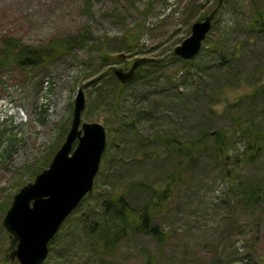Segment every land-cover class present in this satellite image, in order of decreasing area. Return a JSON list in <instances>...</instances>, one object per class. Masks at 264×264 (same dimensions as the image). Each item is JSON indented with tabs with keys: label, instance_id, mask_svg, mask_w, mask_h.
<instances>
[{
	"label": "rangeland",
	"instance_id": "374dc122",
	"mask_svg": "<svg viewBox=\"0 0 264 264\" xmlns=\"http://www.w3.org/2000/svg\"><path fill=\"white\" fill-rule=\"evenodd\" d=\"M216 1L0 0V45L6 36L31 46L51 38L81 39L67 54L43 66L0 69L2 229L13 195L49 165L64 141L77 89L86 83L81 122H98L106 130L90 192L99 199L106 190H114L139 208L151 188L161 190L171 182V197L155 213L166 240L158 245L149 236L131 232L114 252L102 250L73 220L81 214L96 216L91 211L98 213L99 206L91 196L81 204L80 214L78 209L53 236L50 257L59 255L61 264H147L148 255L154 264H221L226 261L222 256L230 260L243 250L236 218L240 224L260 222L257 231L264 237V206L253 215L230 198L226 170L208 148L212 138L199 143L206 149L193 159L186 149L172 144V139L193 143L206 131L213 135L223 130L231 143L229 155L239 157L245 145L240 131L264 128V33L249 24L255 9L252 0L222 1L202 49L187 59L189 66L169 56ZM256 3L264 7V0ZM216 39L224 57L209 47ZM131 44L138 47L133 51ZM105 55L115 58L112 64L105 65ZM137 57L165 60L156 69L147 70L154 64L140 70L129 84L119 82L113 69L128 70ZM109 68L112 77L92 81ZM115 81L126 84L120 92ZM259 161L241 171L261 175L264 154ZM37 166L42 169L35 172ZM238 170L234 166V172ZM2 229L0 248L5 249ZM46 262L55 264L49 257ZM5 264L15 262L8 259Z\"/></svg>",
	"mask_w": 264,
	"mask_h": 264
},
{
	"label": "trees",
	"instance_id": "16d2710c",
	"mask_svg": "<svg viewBox=\"0 0 264 264\" xmlns=\"http://www.w3.org/2000/svg\"><path fill=\"white\" fill-rule=\"evenodd\" d=\"M251 2L255 9L254 15L251 17V20H249V24L257 33H264V7H260L256 3V0H252ZM217 3L218 0L216 1V5ZM80 43L81 39L78 36H72L70 38H51L42 45L31 46L23 44L14 36H6L1 39L0 69L10 66H15L19 69L37 68L43 66L48 61L55 60L67 54ZM220 46V39H216L209 47L212 51L224 57L225 55L222 53ZM128 47L134 51L138 45L131 44ZM201 49L202 48H200V50ZM169 56L176 61L184 63L185 66L190 65L191 60H182L172 53H170ZM227 57L229 58L228 55ZM111 59L112 57L107 55L102 57L105 65L112 64L115 58L112 61ZM164 60L165 59L162 58L160 63L151 68H147V70L156 69ZM145 70H141V72L143 73ZM107 75L112 77L111 68L99 74L95 81H101ZM138 76L136 78H138ZM114 85L118 88V92H120L126 84H120L118 81H115ZM110 131L111 130L108 128L107 132L109 133ZM240 134L244 139L245 145L239 157L229 155L228 145L231 143L229 137H227L226 131L223 130H215V134L213 135L212 132L206 131L201 139L195 140L193 143L172 139V144L175 143L178 149H186V153L193 159L198 158L201 151L206 149L198 147L199 143H201L205 137H211L212 141L208 148L211 149L214 159L226 170L224 176L228 179V194L230 198L236 200V202L245 208L242 210L255 215L264 206V173H262L261 175L263 176H261L254 175L252 172L244 173V171L242 172L241 170L244 166L253 167L260 164L261 161L259 160L264 154V128L251 126V128H244L241 130ZM4 151L7 152V148H5ZM47 161L48 158H46L45 162ZM234 166L239 168L238 172H234ZM40 169H42V166H37L35 172ZM171 185L172 183L168 182L167 186L161 190L151 188L149 199L139 208L132 207L123 194L115 192L114 190H106L105 193L103 192L102 196L99 198L100 200L97 198L94 191L89 192L72 213L63 221L60 227L66 223L68 218L72 219L75 216H72V214L78 209L76 214H80L81 204L92 196L96 199L99 206L98 213L91 211V213L96 216L93 218L91 216H86L87 218H85L81 214L80 217L75 216L73 220L80 226L78 231L80 233L85 232L90 240H95V244L99 248L114 252L121 243V240L131 232L149 236L156 241L158 245H161L166 240V235L160 227V224L156 221L155 213L160 211L171 197L173 189ZM260 225L261 223L257 221L254 225L248 224L247 222L240 224L238 218H236L234 227L242 241L243 250L236 252L234 257L230 260H228L227 256L226 259L225 256H222V259L226 261L221 264H264V249H262L264 237L257 231ZM253 227H255L254 230ZM0 228L2 229L1 226ZM2 231L5 232V241L8 243L5 249L0 248V262L5 264V262L8 261L7 251L14 248L16 241L4 229H2ZM6 242L4 244H6ZM49 252L52 253V247H49ZM48 257L49 259H53L55 264H61V262L58 261L59 255L50 257L48 254L47 258ZM47 258L43 264H48V262H46ZM147 264H154V259H152L150 255H148ZM195 264L200 263L197 262ZM210 264H216V262Z\"/></svg>",
	"mask_w": 264,
	"mask_h": 264
},
{
	"label": "water",
	"instance_id": "95a60500",
	"mask_svg": "<svg viewBox=\"0 0 264 264\" xmlns=\"http://www.w3.org/2000/svg\"><path fill=\"white\" fill-rule=\"evenodd\" d=\"M222 1L195 20L190 35L174 47L175 56L187 60L199 52ZM158 62L153 57H137L128 70L117 67L113 73L119 82L130 83L140 70ZM86 85L77 89L71 125L49 165L19 188L4 214L2 225L16 241L8 254L15 264H43L49 242L93 188L106 145V130L98 122H81Z\"/></svg>",
	"mask_w": 264,
	"mask_h": 264
},
{
	"label": "flooded vegetation",
	"instance_id": "af4514ba",
	"mask_svg": "<svg viewBox=\"0 0 264 264\" xmlns=\"http://www.w3.org/2000/svg\"><path fill=\"white\" fill-rule=\"evenodd\" d=\"M16 244V243H15ZM15 247V246H14Z\"/></svg>",
	"mask_w": 264,
	"mask_h": 264
}]
</instances>
